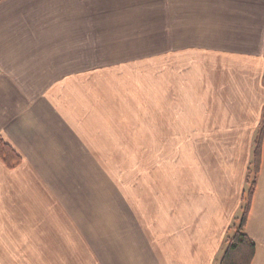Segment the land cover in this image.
<instances>
[{
	"label": "crops",
	"instance_id": "crops-1",
	"mask_svg": "<svg viewBox=\"0 0 264 264\" xmlns=\"http://www.w3.org/2000/svg\"><path fill=\"white\" fill-rule=\"evenodd\" d=\"M148 15L159 16L155 110L167 106L173 127L190 111L194 144L210 145L193 152L191 189L148 199V232L134 236L148 245L120 247L89 230L88 199L63 176L109 127L135 130L133 64L148 48L137 21ZM263 113L264 0H0V139L21 157L0 159V264H218ZM243 230L250 264H264V137Z\"/></svg>",
	"mask_w": 264,
	"mask_h": 264
},
{
	"label": "rangeland",
	"instance_id": "rangeland-1",
	"mask_svg": "<svg viewBox=\"0 0 264 264\" xmlns=\"http://www.w3.org/2000/svg\"><path fill=\"white\" fill-rule=\"evenodd\" d=\"M148 16L154 20L148 18L147 22V16L146 20L144 16H138L137 21V27L142 28L141 32H137L138 42L147 43L148 48H137V58L142 60L133 64L137 72L134 90H137L138 98L137 113H131L135 130L129 126L109 127L105 137L98 135L95 137L97 141L89 143L92 145L90 148L96 151L91 149L90 155L83 158L81 164L77 163L69 175L63 176L72 184L74 200L84 204L88 199L89 206L81 214L83 217L88 215L89 230L103 232L102 240L120 247L134 241H140L138 245H148V238L134 237L137 231L148 232V199L156 198L160 188L162 194H167V188L172 186L175 189H191L194 175L192 160L197 161L193 152L199 145H202L201 149L210 145L194 144L191 112L184 110L188 104L181 106L184 111L183 115L180 114L179 127H173L167 106L165 114L155 110L162 98L159 31L152 32L153 26L159 25V16ZM127 55V51L122 52V59L128 58ZM169 100L170 96L165 95L166 105ZM161 117H165L166 126L161 125ZM167 132L170 136L164 137ZM220 146L222 144H218V149ZM80 184L83 188L77 187ZM241 214L242 209L229 227L230 235L233 231L231 227L238 223ZM141 234L145 236L148 233Z\"/></svg>",
	"mask_w": 264,
	"mask_h": 264
},
{
	"label": "trees",
	"instance_id": "trees-1",
	"mask_svg": "<svg viewBox=\"0 0 264 264\" xmlns=\"http://www.w3.org/2000/svg\"><path fill=\"white\" fill-rule=\"evenodd\" d=\"M264 137V113L258 127L254 148L252 151V159L250 166L247 168L246 181L248 184L247 191L242 199V214L238 219V223L233 228L232 234L226 236L225 248L219 259L218 264H250L254 256V242L244 232L243 227L246 221L248 208L250 205L251 195L255 186V180L259 172L261 142ZM0 159L8 166L14 167L21 158L16 151L3 140L0 139Z\"/></svg>",
	"mask_w": 264,
	"mask_h": 264
}]
</instances>
